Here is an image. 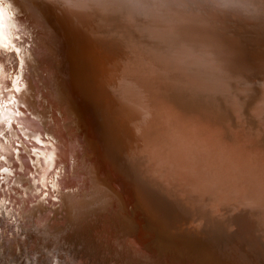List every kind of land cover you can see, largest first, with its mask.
I'll list each match as a JSON object with an SVG mask.
<instances>
[{
	"label": "bare ground",
	"instance_id": "6f19581e",
	"mask_svg": "<svg viewBox=\"0 0 264 264\" xmlns=\"http://www.w3.org/2000/svg\"><path fill=\"white\" fill-rule=\"evenodd\" d=\"M2 2L0 92L12 102L0 107V168L9 188L26 179L61 195L67 220L49 222L50 237L64 239L57 225L74 240L120 231L166 264H264V0ZM45 62L54 71L37 90ZM2 188L14 228L1 244L42 224L37 195L6 202Z\"/></svg>",
	"mask_w": 264,
	"mask_h": 264
},
{
	"label": "rangeland",
	"instance_id": "374dc122",
	"mask_svg": "<svg viewBox=\"0 0 264 264\" xmlns=\"http://www.w3.org/2000/svg\"><path fill=\"white\" fill-rule=\"evenodd\" d=\"M19 36H20V34L18 36H15L14 44H17L18 42H21V43L23 42V43H26L28 45L27 40L26 39H20ZM33 46H34V48H36L35 44H33ZM33 60L36 61L35 59H33ZM50 66H52L51 62L50 63L45 62V63L41 64V67H39L38 74H34V82H35V87H37V90L38 89L41 90V88H43L44 82L49 83L48 80L51 79L52 75L48 76V73L54 71L53 68H50ZM26 75L27 76L29 75L27 80L32 82V80H31L32 77H30V74L27 72ZM42 92H44L45 94H35V97L38 98L37 96L40 95V97H42V98H40V99L38 98L39 99L38 103L42 105L44 102H46V106H47L48 102L43 101V100H46L43 98V96H45V95L47 96L48 92H46V90H42ZM49 94H51V92H49ZM5 107H7V106H5ZM19 110L21 112H23V114H25L26 116L28 115V113L26 114V112L22 111V109L19 108ZM47 125L48 126L50 125L51 129L55 130V128H56L54 126L55 125L54 122H49V123H47ZM18 130L21 134L19 127H18ZM14 131L16 132V129H14ZM55 134L57 135L56 130H55ZM26 138H29V137H26ZM76 143H78L77 140H75V144ZM81 156L82 155L80 154V157ZM6 165L8 166V164H6ZM6 168H14V167L8 166ZM3 169L4 168H0V173L3 172L2 174H4L3 176L1 175V177H0V186L1 185L3 186L2 190L5 191V195H4L5 197L3 196L1 198V201H6L8 199L7 193H9L12 190L13 191L17 190L18 194H20L22 189H24V190L30 189L28 195L33 197V199L37 195L36 198H38V199H35V201L30 202L29 208L33 207V206L35 207L37 205L40 206L41 209L39 208L40 211L37 214L39 217H37L36 220H37V222L42 220V224H41V226H33V228H31V226H29L25 230H23L21 227L18 226V231H20L22 233L24 232V233L20 234L19 237L17 236L18 237L17 241L12 242V243H10V241H3L4 243H2V244L0 243V264H20V263L32 264L33 259H35L37 257L39 258V264H49L50 259H52V260L60 259L62 264H69L67 261V258L70 259V257L71 258L73 257L79 263L82 262L83 264H147V263L148 264H163V263L166 264V262L162 261L163 257L162 256L160 257L159 251L157 249L155 250L153 245H151V248H153V250H149L150 252H153V255L151 256V255H149L148 252L142 251L140 248H139V250L136 249L135 243L137 241V238H135L134 239L135 241L131 244L130 240L125 239L124 235L120 231L118 234H113L112 237H110V239L112 241L110 239L107 240L106 234L104 236H101L100 239L96 238V237L94 239L91 238L90 240L93 242V244H92L89 239H85L84 237L79 238L77 235H76V237H77V239L79 238V240L72 239L73 237L71 234H75L73 228H69V227H65V226L62 227L61 225H57L56 228H53V230H54V232H59V233L63 234L64 239L62 238V240L59 241V240H56L55 237L54 238L50 237L53 235L50 234L49 232H47V229H48L47 225L49 224V222H52L55 220L57 222H59V221L64 222L65 220H67V218H65L66 214L62 212L63 209L59 212L56 210L57 205L59 203H60L59 205H62L61 204L62 198L60 197L61 195H59L58 193L53 192L51 190H50V192H53V195L50 197L46 196L47 194L46 195L45 194H43V195L42 194L41 195L35 194L36 191L38 190L36 185L34 184L35 181H33V182L28 181L29 183H26V179H23L24 181L22 183L15 184L14 187L9 188L8 186L13 185V180H10L9 183H7V181H6L7 174L10 175V173L9 172L7 173V171H4ZM64 172H65V170H64ZM67 172L65 174H68ZM13 173L15 175L19 174V172L16 173L15 170H13ZM36 175H38V173ZM12 176H14V175H12ZM73 177L78 178L77 175H73ZM71 182L73 183L75 181L71 180ZM76 182L78 183V181H76ZM76 182H75V184H77ZM80 184L83 185V182H80ZM51 187H52V189H55L53 186H51ZM76 188H78V186H74V190ZM67 190H68V188L65 190L63 189L62 193L65 194V192ZM83 190H84V187L82 189H80V193H81L80 196L83 194L82 193ZM47 191H49V190L47 189ZM55 194H57V195H55ZM44 195L46 198L43 197ZM6 202H8V200ZM118 211H119V209L116 210V214ZM1 213L2 212H0V230L3 231L5 229L11 228V226L13 227V225L10 222H8L9 219H11V218L10 217L8 218L5 213H2V214ZM98 214L101 215V212ZM57 216H59V217H57ZM40 218H42V219L40 220ZM112 220H113V217L109 213H104V215L102 217V221H108L109 223H111ZM37 222H36V224H37ZM22 223L24 224V222H22ZM110 230L112 231V227ZM43 232H45V233H43ZM104 232L105 231H103V233ZM116 232H118V231L116 230ZM6 233H8V232L7 231L2 232V233L0 232V234H2V235H5ZM42 234H45V236ZM24 237H26L28 240H24ZM48 237L51 239H49ZM103 238H105V239H103ZM44 242H47L49 244V249L47 250V252H45V250H42V248L44 246ZM72 242L75 244H74V246L72 245V247L69 248V245L72 244ZM60 244H62L63 246H58ZM118 249H119V251L124 250V253H130L131 256L129 257V254H128L127 256H121L119 258L118 254H117ZM156 256H158V260L153 261V260H156L155 259ZM188 263H190V262H188ZM168 264H170V263L168 262Z\"/></svg>",
	"mask_w": 264,
	"mask_h": 264
},
{
	"label": "snow or ice",
	"instance_id": "6c2138e0",
	"mask_svg": "<svg viewBox=\"0 0 264 264\" xmlns=\"http://www.w3.org/2000/svg\"><path fill=\"white\" fill-rule=\"evenodd\" d=\"M3 4L4 3L2 2V0H0V6H2ZM0 11H2V8H0ZM8 17H9L10 20L14 19V17H15V12L12 10L11 7H9V9H8ZM4 94L5 93L0 92V107L3 106L4 102H7V103H11L12 102L10 96H7V99H3ZM0 125H3V121H0ZM5 130L6 129L4 127H0V137L3 136ZM9 134H11V133L9 132ZM32 264H39V258L37 257V258L33 259ZM49 264H62V262H61L60 259H56V260L50 259Z\"/></svg>",
	"mask_w": 264,
	"mask_h": 264
},
{
	"label": "water",
	"instance_id": "95a60500",
	"mask_svg": "<svg viewBox=\"0 0 264 264\" xmlns=\"http://www.w3.org/2000/svg\"><path fill=\"white\" fill-rule=\"evenodd\" d=\"M144 244V243H143ZM142 244V247L140 248L142 251H145V252H148L149 253V255H153V252H150L149 250H150V248L149 247H147L145 244L143 245ZM155 256V255H154ZM155 259L156 260H153V261H157L158 260V256H156L155 257ZM172 263V262H171ZM174 264H177V261H175V263ZM184 264H202V261L201 260H195L193 263H184Z\"/></svg>",
	"mask_w": 264,
	"mask_h": 264
}]
</instances>
